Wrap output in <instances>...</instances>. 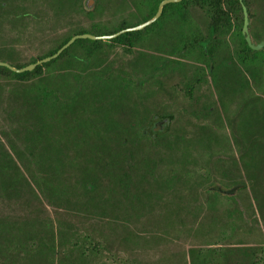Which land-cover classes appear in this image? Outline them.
<instances>
[{"label":"trees","instance_id":"16d2710c","mask_svg":"<svg viewBox=\"0 0 264 264\" xmlns=\"http://www.w3.org/2000/svg\"><path fill=\"white\" fill-rule=\"evenodd\" d=\"M86 1L0 0V61L21 69L56 54L77 35H112L136 27L152 19L163 0H95L96 6L91 9ZM244 8L249 14L252 41L259 44L264 40V0H182L166 5L161 17L143 31L108 41L78 39L58 58L32 72L15 73L0 67V79L6 83L21 87L33 84L29 91L11 97L14 102H22L21 106L14 103L10 107L14 117L22 112L17 120L20 125L13 129V139L11 135H0V264H138L125 259L120 249L110 245L107 230L118 226L124 232L125 246L138 239L148 241L133 233L129 220L151 215L156 187L174 183L173 176L169 177L164 164L158 168L153 164L150 150L144 149V157H126L122 143L113 139L114 123L108 114L115 113L123 85L104 73L90 71L92 59L116 47L132 53L145 39L144 32L160 30L165 64L171 55L189 60L188 64H206V70L212 73H264V49L252 50L243 34ZM106 9L116 20L103 19ZM45 10L53 11L57 18L84 13L91 19V31L71 28L54 39V46L46 53H37L25 61L17 54L12 39L19 37L18 30L27 23H40ZM133 16L138 19L134 26L127 22ZM97 18L100 21H95ZM163 26H169L170 31ZM76 45L82 46L83 52L79 50L75 55L81 60L83 74L66 92L61 77L45 73ZM186 65L176 61L177 68L184 69ZM228 144H224L225 149L231 146ZM183 146L189 149L188 144ZM213 146L216 149L217 145ZM253 150L256 156L252 160L241 161L247 170L255 167L257 187L233 189L249 193L247 202L253 203L255 218L263 223L264 135ZM159 160L165 162L162 156ZM168 189L160 192L168 193ZM224 199L233 204L225 209L226 235L235 231L236 222L244 223V214L231 195L225 194ZM84 220L90 226V222L96 224V228L93 226L92 232L83 229ZM159 224L164 235L182 232L172 229L170 223ZM151 239L156 242L161 237ZM214 246L206 251L203 246L180 250L166 264H264V246L255 249L250 245H230L225 250L217 243ZM230 248H239L238 254Z\"/></svg>","mask_w":264,"mask_h":264},{"label":"flooded vegetation","instance_id":"af4514ba","mask_svg":"<svg viewBox=\"0 0 264 264\" xmlns=\"http://www.w3.org/2000/svg\"><path fill=\"white\" fill-rule=\"evenodd\" d=\"M144 10L149 12L150 7ZM162 28L170 31L169 26ZM159 32L152 33L155 41L151 35L140 42L142 51L129 53L122 48L125 54L136 56L128 61L130 71L127 63L116 67L108 59V51L92 59L90 71L104 73L123 85L117 109L108 119L114 123L113 139L122 143L126 157H144L143 151L148 149L153 164L158 168L162 156L167 174L173 176L174 183L156 187L158 219L185 224L188 218L199 220L200 210L208 209L205 219L212 225L213 234L223 235L224 192L232 193L234 187H257L255 167L247 170L241 159L256 156L253 148L264 135V73H212L206 64H188L189 60L171 55L165 64ZM178 60L187 64L184 69L177 68ZM79 61L70 60L69 65L58 69L66 92L83 74ZM227 143L231 146L225 154ZM162 188H169L168 193H161ZM231 196L240 208V201ZM212 227L207 230L212 231Z\"/></svg>","mask_w":264,"mask_h":264},{"label":"rangeland","instance_id":"374dc122","mask_svg":"<svg viewBox=\"0 0 264 264\" xmlns=\"http://www.w3.org/2000/svg\"><path fill=\"white\" fill-rule=\"evenodd\" d=\"M94 6H96V2L94 3ZM128 13V12H126ZM145 13V11H144ZM45 16L42 19L40 23H36L34 21H31L27 23L26 26L22 27L20 30H18L19 37L17 38V35L14 36V38H17L16 40L13 38L12 45L17 49V54L24 58L25 61H28L31 56L36 55L37 53L47 52L52 46H54V39L57 37H61L63 33L70 30L74 27H81V28H87L84 29L85 32H90L91 30L88 29L91 25V19L88 18L84 13L83 14H71L69 17L65 18H57L53 11L51 10H45ZM103 19L104 20H116V17L112 16L111 10L106 9L103 11ZM122 19V18H121ZM95 21H100L99 18L95 19ZM127 22H129L130 25H136L138 22V19L133 16L127 19ZM114 28V26L112 27ZM112 30V29H109ZM16 32V31H15ZM153 31L150 33L148 31L144 32L143 36L145 39L146 36H151ZM90 34V33H85ZM93 35V34H92ZM154 40V35L150 37ZM139 47L136 49V51H142L144 49L141 44L138 45ZM82 46H74L69 51L68 54L65 56L64 59L59 61L57 66L54 64L52 68H50L48 71H46L45 75L49 76L51 74H55V76H60L61 73L58 74V69L63 67V65H66L70 60H78L75 53L80 52V48ZM80 50V51H79ZM120 48H113L110 52L108 59L110 61H113L116 67H124V63H127V70L130 71V65L128 64V61L130 59H134L133 55H127L124 53V50ZM138 53V52H137ZM138 55V54H137ZM129 66V67H128ZM60 79V78H59ZM64 82L65 79H62ZM0 85H1V91H0V135L7 134L11 135L12 139L14 135H12L13 129L15 127L19 126L18 119L22 117V112L19 113V116L14 117V110H11L10 107L15 106L14 103L21 106V100L19 99L15 100V102L11 99L13 98L14 94L22 93L25 90L29 91V89L32 87V83L28 87H21L14 83H6L5 80L0 79ZM170 86V84H169ZM14 99V98H13ZM165 101V100H163ZM12 105V106H11ZM16 114V113H15ZM230 150L225 149L224 152L227 154ZM161 164H164L165 171L167 166L166 163L160 162V167H162ZM242 175H244L242 173ZM244 179V178H243ZM249 194V193H248ZM248 194L245 192L239 193L236 191L235 195L237 200L240 201V210L244 214V223H235V231L230 230V232H225L223 235L220 234H213V227L211 224L208 223V219H205L206 215L210 212V210L206 209V212L204 210H200L201 217L198 218L199 220L193 221L192 219L188 218L185 219L184 226L179 223H173L171 228L172 229H180V234H171V235H164V231L161 230L162 225L159 224L161 219H158V211L155 209L153 210L152 214H145L142 219H136L131 218L129 221L131 230L136 235H143L147 237L148 241H145L144 239H138L135 241H132L127 246L122 245L124 232L122 233L118 226H115L114 229L110 228L109 231L107 230L108 241L111 246H113L115 249H120L121 254L125 256V259L137 261L138 264H166L167 259L169 257L176 255L180 250L181 251H187L191 247H204V250L210 249V247H215L214 245H220L222 250H225V246H239V245H250L256 248L264 246V222L262 223L259 218H255V214L253 213V206L252 202H247ZM241 198V199H240ZM234 203V202H233ZM223 209H224V216H225V209L231 208L232 203L231 201H227L226 199H223ZM208 210V211H207ZM14 212V211H13ZM204 212V213H203ZM203 214L205 216H203ZM224 225L227 222V217L224 218ZM258 220V222L256 221ZM200 221V222H198ZM235 221H239V218H235ZM83 229L90 230L92 232L93 226L96 228V224L91 223L90 226L86 220L83 221ZM89 222V221H88ZM238 223V224H237ZM248 223V224H247ZM209 224V225H207ZM263 225V226H262ZM212 227V231H208L207 229ZM112 230V232H110ZM217 227L214 228V232L216 231ZM103 231L105 232V229L103 228ZM114 231V233H113ZM120 231V232H119ZM199 234H198V232ZM221 231V230H220ZM225 231V228H224ZM204 232V233H203ZM152 236L161 237V239H156L158 241H153ZM177 241L176 243H172L170 241ZM206 241V242H205ZM217 241V242H215ZM205 242V243H204ZM234 249L236 254H238L239 248H230ZM222 260V259H221ZM175 264V262L173 263ZM223 264V262L221 263ZM225 264V263H224Z\"/></svg>","mask_w":264,"mask_h":264},{"label":"water","instance_id":"95a60500","mask_svg":"<svg viewBox=\"0 0 264 264\" xmlns=\"http://www.w3.org/2000/svg\"><path fill=\"white\" fill-rule=\"evenodd\" d=\"M182 0H163L159 6L158 12L156 13V15L146 21L145 23H142L136 27H130L127 29H124L118 33L112 34V35H103V36H96V35H92V34H81V35H77L75 37H73L67 44H65L56 54L49 56L47 58H44L40 61H38L37 63L31 64L27 67L24 68H17L12 66L11 64L7 63V62H2L0 61V67H7L8 69H10L11 71L15 72V73H24V72H32L34 71L39 65L41 64H45L48 62H51L52 60L58 58L66 49H68L71 45H73L75 43V41H77L78 39H89L92 41H108V40H113L117 37H119L122 34L125 33H129V32H137V31H143L145 30L147 27L153 25L162 15L163 9L166 5L171 4V3H179ZM95 3V0H87V6L88 8H93ZM244 13H245V23H244V28H243V34L246 36V40L250 46V48L254 51H261L264 49V40L262 42H260L259 44H254L249 32V15L248 12L246 10V8H244ZM211 67H213V63L211 62ZM219 191H223V188L220 187ZM226 195H235L236 191L228 192L225 191L224 192Z\"/></svg>","mask_w":264,"mask_h":264}]
</instances>
